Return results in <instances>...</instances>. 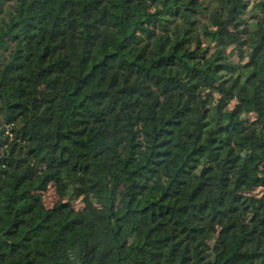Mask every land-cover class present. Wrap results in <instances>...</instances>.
Masks as SVG:
<instances>
[{"label": "trees", "instance_id": "1", "mask_svg": "<svg viewBox=\"0 0 264 264\" xmlns=\"http://www.w3.org/2000/svg\"><path fill=\"white\" fill-rule=\"evenodd\" d=\"M0 264H264V0H0Z\"/></svg>", "mask_w": 264, "mask_h": 264}, {"label": "rangeland", "instance_id": "2", "mask_svg": "<svg viewBox=\"0 0 264 264\" xmlns=\"http://www.w3.org/2000/svg\"><path fill=\"white\" fill-rule=\"evenodd\" d=\"M58 200L59 198L53 188L49 190V192L44 196L45 205L49 208L55 205L58 202ZM75 207L77 210L82 209L84 207L83 202L80 201L76 203Z\"/></svg>", "mask_w": 264, "mask_h": 264}]
</instances>
